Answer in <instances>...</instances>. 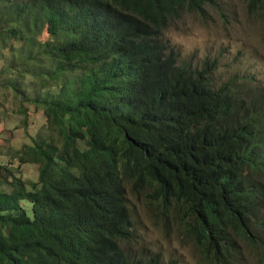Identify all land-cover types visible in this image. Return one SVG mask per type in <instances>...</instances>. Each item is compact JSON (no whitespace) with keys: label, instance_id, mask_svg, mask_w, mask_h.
<instances>
[{"label":"trees","instance_id":"1","mask_svg":"<svg viewBox=\"0 0 264 264\" xmlns=\"http://www.w3.org/2000/svg\"><path fill=\"white\" fill-rule=\"evenodd\" d=\"M244 2L264 17V0ZM215 6L0 0V48L12 50L1 86L43 106L49 128L17 156L40 167L38 182L0 160V264H165L126 249L129 191L205 262L238 264L242 243L261 247L264 88L238 77L218 85L216 63L179 65L164 40L185 14L204 19ZM14 39L22 45L9 48ZM18 73L35 91L10 78Z\"/></svg>","mask_w":264,"mask_h":264},{"label":"rangeland","instance_id":"2","mask_svg":"<svg viewBox=\"0 0 264 264\" xmlns=\"http://www.w3.org/2000/svg\"><path fill=\"white\" fill-rule=\"evenodd\" d=\"M4 1L9 3L10 0ZM214 2L216 6L207 7L204 19L197 14H185L172 24L164 37L167 48L177 55L179 65L201 67L206 62L216 63L212 79L218 85L238 77L240 82L264 87V18L250 15L243 0ZM40 39L49 40V35L44 33ZM21 45L22 42L14 39L9 48ZM11 54V49L0 48V71ZM10 78L18 79L27 95L35 91L32 76L22 80L18 73ZM4 79L5 76L0 78V160L13 165L15 174L24 181L38 182L40 167L23 165L17 156L25 146L33 145L40 134L49 132L48 117L43 106L30 104L11 89H4L1 86ZM21 110L26 111L27 117ZM0 188L9 190L2 185ZM127 198L135 238L126 248L129 252L137 256L158 254L165 264H212L203 260L194 242L183 237L172 219L170 222L162 219V214L145 195L137 197L129 191ZM262 247L264 250V243ZM239 258L238 264H264V251L261 254L242 243Z\"/></svg>","mask_w":264,"mask_h":264},{"label":"clouds","instance_id":"3","mask_svg":"<svg viewBox=\"0 0 264 264\" xmlns=\"http://www.w3.org/2000/svg\"><path fill=\"white\" fill-rule=\"evenodd\" d=\"M244 1V0H243ZM246 4V3H245ZM246 6H247V4H246ZM247 11H248V7H247ZM248 13H249V11H248ZM250 14V13H249ZM250 15H254V14H250ZM264 18V17H263ZM260 86V85H259ZM264 88V87H263ZM257 250H259L260 252H261V254L263 253V247H262V245H261V247L259 248V249H257Z\"/></svg>","mask_w":264,"mask_h":264}]
</instances>
